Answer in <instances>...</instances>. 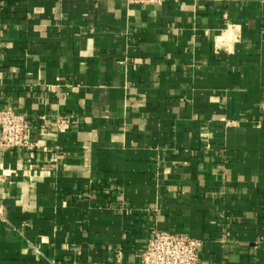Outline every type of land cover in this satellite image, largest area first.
Segmentation results:
<instances>
[{"label":"crops","instance_id":"crops-1","mask_svg":"<svg viewBox=\"0 0 264 264\" xmlns=\"http://www.w3.org/2000/svg\"><path fill=\"white\" fill-rule=\"evenodd\" d=\"M0 107V264H264V0H0Z\"/></svg>","mask_w":264,"mask_h":264},{"label":"built area","instance_id":"built-area-1","mask_svg":"<svg viewBox=\"0 0 264 264\" xmlns=\"http://www.w3.org/2000/svg\"><path fill=\"white\" fill-rule=\"evenodd\" d=\"M134 4L159 5L165 0H128ZM62 120L55 127L62 131ZM67 125V124H66ZM31 121L28 115L12 107H0V152L12 148L33 151L39 142L31 138ZM5 177L0 173V182ZM201 240L188 234L154 229L141 255L140 264H198Z\"/></svg>","mask_w":264,"mask_h":264}]
</instances>
